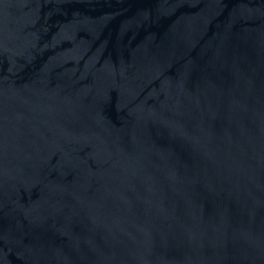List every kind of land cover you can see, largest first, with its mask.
<instances>
[{
	"label": "water",
	"instance_id": "water-1",
	"mask_svg": "<svg viewBox=\"0 0 264 264\" xmlns=\"http://www.w3.org/2000/svg\"><path fill=\"white\" fill-rule=\"evenodd\" d=\"M0 264H264V0H0Z\"/></svg>",
	"mask_w": 264,
	"mask_h": 264
}]
</instances>
